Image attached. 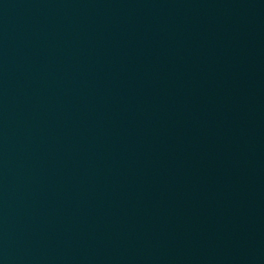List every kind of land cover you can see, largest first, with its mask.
Listing matches in <instances>:
<instances>
[{"label": "water", "instance_id": "1", "mask_svg": "<svg viewBox=\"0 0 264 264\" xmlns=\"http://www.w3.org/2000/svg\"><path fill=\"white\" fill-rule=\"evenodd\" d=\"M0 264H264V0H0Z\"/></svg>", "mask_w": 264, "mask_h": 264}]
</instances>
